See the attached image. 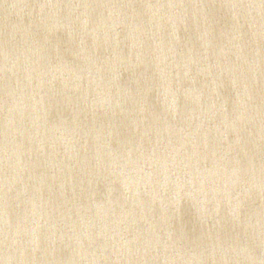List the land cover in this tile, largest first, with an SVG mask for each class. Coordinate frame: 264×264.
Wrapping results in <instances>:
<instances>
[{
	"label": "water",
	"instance_id": "95a60500",
	"mask_svg": "<svg viewBox=\"0 0 264 264\" xmlns=\"http://www.w3.org/2000/svg\"><path fill=\"white\" fill-rule=\"evenodd\" d=\"M0 264H264V0H0Z\"/></svg>",
	"mask_w": 264,
	"mask_h": 264
}]
</instances>
